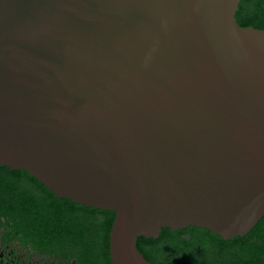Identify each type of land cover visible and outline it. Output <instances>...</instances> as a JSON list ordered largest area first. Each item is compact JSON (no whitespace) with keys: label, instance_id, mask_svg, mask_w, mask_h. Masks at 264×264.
I'll use <instances>...</instances> for the list:
<instances>
[{"label":"water","instance_id":"95a60500","mask_svg":"<svg viewBox=\"0 0 264 264\" xmlns=\"http://www.w3.org/2000/svg\"><path fill=\"white\" fill-rule=\"evenodd\" d=\"M242 0H0V165L114 212L113 264L264 217V30Z\"/></svg>","mask_w":264,"mask_h":264},{"label":"flooded vegetation","instance_id":"af4514ba","mask_svg":"<svg viewBox=\"0 0 264 264\" xmlns=\"http://www.w3.org/2000/svg\"><path fill=\"white\" fill-rule=\"evenodd\" d=\"M102 211L52 202L23 171L0 165V264H113L115 219ZM161 235L146 245L156 264H264V217L231 240L193 227L177 231L175 243Z\"/></svg>","mask_w":264,"mask_h":264},{"label":"trees","instance_id":"16d2710c","mask_svg":"<svg viewBox=\"0 0 264 264\" xmlns=\"http://www.w3.org/2000/svg\"><path fill=\"white\" fill-rule=\"evenodd\" d=\"M237 22L239 26L241 27H253L257 30H264V0H242L240 4V9L236 15ZM10 170V169H8ZM25 174L30 176L39 186H41L49 195L52 197V202L59 203V200L54 194L49 192L42 184L39 183L34 177L29 175L27 172L23 171ZM63 202L75 206L72 201L63 199ZM77 206V205H76ZM82 206V205H81ZM85 207V206H83ZM87 208V207H85ZM107 212V211H102ZM113 215V219L116 218V214L114 212H109ZM41 217L43 215L41 214ZM176 239V232H172L169 229H165L162 231L161 240H165L168 242L175 243ZM147 242H155L154 240H147L145 238H140L138 240V249L141 252V254L146 258L147 261H149L152 264L154 263L153 259L151 258V253L149 250H147ZM171 250L169 251L171 253H176L175 246L171 247Z\"/></svg>","mask_w":264,"mask_h":264}]
</instances>
